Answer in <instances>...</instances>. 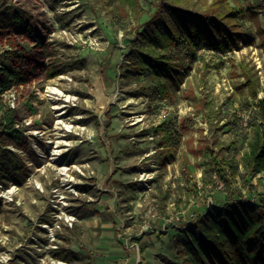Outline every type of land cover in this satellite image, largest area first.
I'll list each match as a JSON object with an SVG mask.
<instances>
[{
	"label": "rangeland",
	"instance_id": "obj_1",
	"mask_svg": "<svg viewBox=\"0 0 264 264\" xmlns=\"http://www.w3.org/2000/svg\"><path fill=\"white\" fill-rule=\"evenodd\" d=\"M137 1L133 14L120 0H0L31 30L0 34V54L15 50L34 62L24 86L0 94V103L15 111L24 146L3 145L18 154L24 179L0 187V264H186L183 229L156 235L143 234L145 227L178 212L195 218L209 201L227 200L210 159L241 164L246 151L257 108L242 88L240 64L257 72L258 97L264 96L257 26L249 17L240 20L251 44L226 54L198 49L182 64L180 90L154 99L147 79L124 75L125 48L155 9L156 0ZM185 1L204 8L201 0ZM228 2L256 13L264 30V0ZM54 60L71 70L48 80L45 67ZM49 88L61 93L58 106L47 97ZM165 120L180 143L163 163L155 129ZM56 141L60 157L53 155ZM233 190L259 200L264 175L237 178ZM59 248L70 263L55 258Z\"/></svg>",
	"mask_w": 264,
	"mask_h": 264
},
{
	"label": "trees",
	"instance_id": "obj_2",
	"mask_svg": "<svg viewBox=\"0 0 264 264\" xmlns=\"http://www.w3.org/2000/svg\"><path fill=\"white\" fill-rule=\"evenodd\" d=\"M120 1L133 14L139 12L137 0ZM201 1L204 8L196 10L187 7L185 0H156L153 13L134 30V38L125 48V77L147 79L154 99H167L171 93L180 90L185 78L181 72L182 64L192 62L198 49L226 54L242 44H251L240 23L246 17L256 24L260 46L264 50V30L258 24L256 13L244 10L239 4L232 6L228 0ZM30 32L28 24L14 7L0 5L1 35L29 36ZM41 48L45 52L43 46ZM17 59L24 63H18ZM33 63L15 50L1 53L0 94L10 88L24 86L34 72L28 67ZM45 70L49 80L71 68L54 60ZM240 72L244 79L242 88H246L247 97L257 108L255 121L250 137L246 139L241 164L234 158L218 161L213 156L210 159L213 174L223 181L229 194H226L227 200L217 201L214 208L202 211L184 230L187 240L181 253L186 264H264V194L257 197L259 200L253 196L254 201L250 202L233 190L237 178L247 181L264 175V96L258 97L263 89L253 68L240 64ZM16 119L15 111L0 103V186L4 188L21 185L24 179V164L18 154L3 147L8 143L24 148ZM155 132L159 136L158 156L166 163L179 146V135L175 125L166 120L156 127ZM240 165L242 171L239 170ZM115 183L110 179L107 186L112 188ZM136 245L139 248L137 242ZM139 251L142 258L143 249L139 248ZM55 258L70 263L68 251L64 248L56 249Z\"/></svg>",
	"mask_w": 264,
	"mask_h": 264
},
{
	"label": "built area",
	"instance_id": "obj_3",
	"mask_svg": "<svg viewBox=\"0 0 264 264\" xmlns=\"http://www.w3.org/2000/svg\"><path fill=\"white\" fill-rule=\"evenodd\" d=\"M18 128V127H16ZM1 187V186H0ZM254 201V199H250V202ZM215 207L214 203H210V201L207 203L206 209L203 212H207L209 209H212ZM194 213H183L178 212L175 213L173 216H165L162 218V222L159 225L156 226H148L146 228V231L155 233L158 235L166 234L169 231H175L179 229L185 230L188 225L191 224V221L194 218Z\"/></svg>",
	"mask_w": 264,
	"mask_h": 264
},
{
	"label": "bare ground",
	"instance_id": "obj_4",
	"mask_svg": "<svg viewBox=\"0 0 264 264\" xmlns=\"http://www.w3.org/2000/svg\"><path fill=\"white\" fill-rule=\"evenodd\" d=\"M46 95L47 97H49L51 100H53L52 102H54L55 105H57V103L59 102V99H60V95L61 93L58 92L56 89L54 88H49L47 91H46ZM57 101V102H56ZM58 106V105H57ZM55 109H59V107L55 108ZM57 124H60L61 127H63V129H65L66 132H72L73 130V127L63 123L62 121H58ZM59 142L60 141H56V145L54 146L55 149L59 148ZM65 145H68L67 143H65ZM55 156L57 157H60L62 155V150L61 149H57L55 150L54 154ZM60 173L61 174H64L65 171H67L66 168H61L60 170Z\"/></svg>",
	"mask_w": 264,
	"mask_h": 264
},
{
	"label": "crops",
	"instance_id": "obj_5",
	"mask_svg": "<svg viewBox=\"0 0 264 264\" xmlns=\"http://www.w3.org/2000/svg\"><path fill=\"white\" fill-rule=\"evenodd\" d=\"M161 220H162V219H161ZM161 220H160L158 223H156V224L147 225V226L145 227V230H144V233H143V234H149L150 232L146 231V228H147L148 226H156V225H159V224L162 222ZM170 232H172V231H169L168 233H170ZM168 233H167V234H168ZM151 234H155V233H151ZM156 235H158V234H156ZM161 235H163V234H161ZM135 245H136V244H135ZM136 247H137V245H136ZM117 261H119V260H117ZM117 261H116V262H117ZM120 261L122 262V260H120ZM116 262H115V263H116ZM121 262H120V263H121Z\"/></svg>",
	"mask_w": 264,
	"mask_h": 264
}]
</instances>
